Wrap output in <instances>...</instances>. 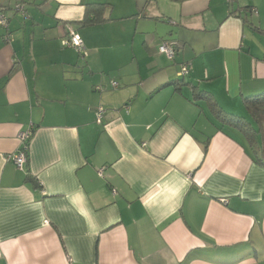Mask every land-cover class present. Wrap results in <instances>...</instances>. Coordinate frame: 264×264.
Wrapping results in <instances>:
<instances>
[{"label": "crops", "instance_id": "obj_1", "mask_svg": "<svg viewBox=\"0 0 264 264\" xmlns=\"http://www.w3.org/2000/svg\"><path fill=\"white\" fill-rule=\"evenodd\" d=\"M18 1L10 43L0 28V264H264V162L215 117L264 96V0H0ZM69 27L85 57L58 49Z\"/></svg>", "mask_w": 264, "mask_h": 264}, {"label": "built area", "instance_id": "obj_2", "mask_svg": "<svg viewBox=\"0 0 264 264\" xmlns=\"http://www.w3.org/2000/svg\"><path fill=\"white\" fill-rule=\"evenodd\" d=\"M235 0H227V2L231 3ZM11 10L14 13L20 15L23 19H27L28 15L26 12V4L25 2L18 1L15 3L11 8L8 6L2 4L0 2V28L4 30L5 34L3 35V40L5 42H11V34L9 33V17H8V11ZM62 46L65 48H72L79 54H84V45L83 42L78 34L73 32L72 30H69L68 36L65 40L62 41ZM160 54L165 55L169 60L173 59L175 55V48L174 44L171 42H163L158 49ZM189 71V64H184L180 68V72L178 73V76H185ZM112 89H116L118 87V84L116 82H112L111 84ZM95 91H101L102 89L100 87L94 88ZM106 110L103 107H98L95 111V122L98 125L103 124V117L105 115ZM34 135V130L32 127L27 129L24 132L19 133L18 135V141L20 144L19 150H17L16 153L10 155L7 157V160L12 162L14 166L19 171H24L25 166L27 164L28 159V153H29V143ZM142 146H145V144H142ZM46 223V222H45Z\"/></svg>", "mask_w": 264, "mask_h": 264}, {"label": "trees", "instance_id": "obj_3", "mask_svg": "<svg viewBox=\"0 0 264 264\" xmlns=\"http://www.w3.org/2000/svg\"><path fill=\"white\" fill-rule=\"evenodd\" d=\"M94 6H96V5H94ZM94 6L93 5L92 6L89 5L87 7V10H86V12L84 14V18L81 21L82 25L90 26V25H93L95 23L101 22V20L99 19L100 10H99V8H94ZM69 30H72L73 32L78 34L71 27L68 28V32H69ZM80 38H81V36H80ZM65 39L66 38H63V40H65ZM63 40H61V42H60L61 43V47H63L62 46V41ZM81 40H82V38H81ZM82 42H83V40H82ZM83 45H84V43H83ZM73 51H75V50H73ZM77 54L80 57H85V54H86L85 53V46H84V54H79V53H77ZM262 107H264V96L245 100V108H246V111L249 112L248 116H249V119L251 121H253V120L255 121V119L261 118L263 116L264 113H260V112H264V110H260V108H262ZM215 111H216L215 117H216V119H217V121H218V123H219V125L221 127L235 128V129L243 131L245 133V136L248 135V131L250 129L247 128V126H249V124H246V122H247L246 119L241 118V117H236V116H233V115H229V114H225V113L221 112L220 109L218 110L217 108H216ZM28 161H29V157L27 159V163H28ZM26 166H27V164H26ZM26 166H25V170L24 171H26Z\"/></svg>", "mask_w": 264, "mask_h": 264}, {"label": "rangeland", "instance_id": "obj_4", "mask_svg": "<svg viewBox=\"0 0 264 264\" xmlns=\"http://www.w3.org/2000/svg\"><path fill=\"white\" fill-rule=\"evenodd\" d=\"M58 49L62 50L63 52H69L72 57L76 55L71 48H60L58 45ZM260 110H264V107L260 108ZM248 113H244V111L238 112L233 114V116L241 117L247 120L246 124L248 129V135L245 137L244 143L247 145L248 152L253 155L255 158H260L264 162V114L261 118L255 119V121H251L249 119ZM264 113V112H260ZM244 139V138H243Z\"/></svg>", "mask_w": 264, "mask_h": 264}]
</instances>
